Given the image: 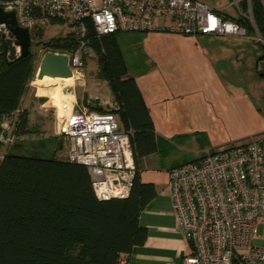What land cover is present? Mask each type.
I'll use <instances>...</instances> for the list:
<instances>
[{"label":"built area","instance_id":"obj_1","mask_svg":"<svg viewBox=\"0 0 264 264\" xmlns=\"http://www.w3.org/2000/svg\"><path fill=\"white\" fill-rule=\"evenodd\" d=\"M245 1L246 9L240 0H230L229 5L264 42L251 0ZM256 1L264 18V0ZM0 7L12 9L17 25L29 32L53 20L70 24L76 46L64 53L71 77L76 78L84 60L94 54L87 37L89 25L102 36L153 30L155 20L168 18L172 21L168 29L179 34L247 36L244 25L200 0H0ZM0 43L7 59L20 56V46L5 22H0ZM57 118V132L65 141L64 159L86 166L97 199L128 197L137 172L131 130L121 127L111 110L70 109ZM15 140L0 135V142L8 145ZM263 140L254 136L206 147L196 160L168 170V193L187 247L182 264H264ZM117 264H130L128 254L120 253Z\"/></svg>","mask_w":264,"mask_h":264},{"label":"trees","instance_id":"obj_2","mask_svg":"<svg viewBox=\"0 0 264 264\" xmlns=\"http://www.w3.org/2000/svg\"><path fill=\"white\" fill-rule=\"evenodd\" d=\"M241 6L246 9V1ZM251 10L264 38V18L256 0H251ZM231 19L244 25L247 34L255 33L247 19ZM87 37L98 55L99 75L107 81L118 104L111 111L118 113L123 127L132 132L133 153L153 152L156 139L152 121L134 78L127 75L114 33L97 36L89 25ZM46 44L69 52L76 41L70 32ZM2 49L0 43V118L18 109L34 72L31 52L7 59ZM26 124L23 109L15 132L29 131ZM48 139L49 143L33 150L11 147L1 154L0 264H116L120 253L129 252L146 238L138 215L154 194L146 188L152 186L140 183L136 172L128 197L99 200L87 168L56 157L54 138Z\"/></svg>","mask_w":264,"mask_h":264},{"label":"crops","instance_id":"obj_3","mask_svg":"<svg viewBox=\"0 0 264 264\" xmlns=\"http://www.w3.org/2000/svg\"><path fill=\"white\" fill-rule=\"evenodd\" d=\"M200 1L223 17H237L230 0ZM154 24L149 31L114 33L156 139L153 152L133 153L138 181L154 194L138 215L146 238L127 254L130 264H182L187 247L168 193V170L196 160L206 147L264 138V72L245 70L241 46L230 42L238 36L175 33L168 18ZM179 151L191 157L177 160Z\"/></svg>","mask_w":264,"mask_h":264},{"label":"rangeland","instance_id":"obj_4","mask_svg":"<svg viewBox=\"0 0 264 264\" xmlns=\"http://www.w3.org/2000/svg\"><path fill=\"white\" fill-rule=\"evenodd\" d=\"M70 32V24L64 22L49 24L39 30L29 32V51L32 54L34 72L26 85L18 109L11 115L0 118V124L8 122V125H0V135L3 139L12 135L16 140H22L23 145L29 149V145H45L49 143L48 138H54V144L52 142L51 144L56 145L55 156L61 159H64L65 156V141L57 132V117L59 115L67 114L70 109L112 110L117 106L107 81L99 75L98 55L95 50L91 57L84 60L79 78L73 77L57 81L46 79L41 82L36 79L37 68L45 53L53 51L64 53L59 48L47 45L46 42L54 37L62 38ZM230 42L241 46V56L246 62L244 68L247 72H264V42L258 38L256 32L251 31L247 36L238 35L235 41ZM122 43L126 45L127 42L122 41ZM58 90L63 94L61 95L59 92L58 95ZM23 109L27 112L26 125L29 131L16 133L18 115ZM5 141L0 142V155L12 147V144L8 145ZM190 157L191 154L179 151L177 160H187ZM258 232L260 233L259 229ZM119 258L120 254L117 261Z\"/></svg>","mask_w":264,"mask_h":264},{"label":"water","instance_id":"obj_5","mask_svg":"<svg viewBox=\"0 0 264 264\" xmlns=\"http://www.w3.org/2000/svg\"><path fill=\"white\" fill-rule=\"evenodd\" d=\"M0 22L10 25V30L16 38V43L20 46V56L28 55L30 52V34L27 28L17 25L14 11L0 7ZM44 75L63 78L71 77L72 73L68 66L67 55L65 53H45L37 68L36 79H41ZM23 146L22 140L17 139L12 144V149L18 151Z\"/></svg>","mask_w":264,"mask_h":264},{"label":"bare ground","instance_id":"obj_6","mask_svg":"<svg viewBox=\"0 0 264 264\" xmlns=\"http://www.w3.org/2000/svg\"><path fill=\"white\" fill-rule=\"evenodd\" d=\"M73 77H76V76H72V77H67V78H63V77H58V76H50V75H44L41 79H37L39 82H41V81H43V80H46V79H50L51 81L52 80H59V79H69V78H73ZM34 80V79H33ZM49 83V82H48ZM52 83V82H51ZM59 92H60V94L62 95L63 93L60 91V90H58V95H59ZM64 102V101H63ZM51 104V103H50ZM64 104H66V103H64ZM66 106V105H65ZM64 107V106H63ZM67 107V106H66ZM68 108V107H67ZM65 109V108H64Z\"/></svg>","mask_w":264,"mask_h":264},{"label":"flooded vegetation","instance_id":"obj_7","mask_svg":"<svg viewBox=\"0 0 264 264\" xmlns=\"http://www.w3.org/2000/svg\"><path fill=\"white\" fill-rule=\"evenodd\" d=\"M37 145H29V149L27 148V147H22V150H24V151H29V150H33V149H35V147H36Z\"/></svg>","mask_w":264,"mask_h":264}]
</instances>
